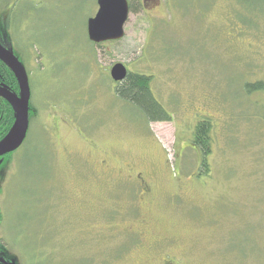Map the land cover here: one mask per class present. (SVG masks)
<instances>
[{
    "label": "rangeland",
    "instance_id": "374dc122",
    "mask_svg": "<svg viewBox=\"0 0 264 264\" xmlns=\"http://www.w3.org/2000/svg\"><path fill=\"white\" fill-rule=\"evenodd\" d=\"M133 6L124 36L96 43L98 0H0L16 26L0 27V44L20 56L32 99L27 136L0 165V256L264 264V0ZM116 62L151 76L170 120L148 122L114 94ZM201 119L208 172L193 142ZM143 219L146 238H160L151 248Z\"/></svg>",
    "mask_w": 264,
    "mask_h": 264
},
{
    "label": "water",
    "instance_id": "95a60500",
    "mask_svg": "<svg viewBox=\"0 0 264 264\" xmlns=\"http://www.w3.org/2000/svg\"><path fill=\"white\" fill-rule=\"evenodd\" d=\"M98 11L88 21V38L96 43L115 41L124 36V25L128 20L130 6L128 0H98ZM0 60L9 67L18 82L19 93L0 87V97L9 102L14 120L7 135L0 140V157L18 149L27 136L29 127V105L31 88L25 67L11 50L0 44ZM109 74L114 82H120L127 76V69L116 62Z\"/></svg>",
    "mask_w": 264,
    "mask_h": 264
},
{
    "label": "trees",
    "instance_id": "16d2710c",
    "mask_svg": "<svg viewBox=\"0 0 264 264\" xmlns=\"http://www.w3.org/2000/svg\"><path fill=\"white\" fill-rule=\"evenodd\" d=\"M7 1V0H5ZM136 0H128V4L130 6V11L135 8L133 6ZM10 1L5 3L7 5ZM4 4H1L3 7ZM1 11V10H0ZM0 12V27L6 28L9 30L15 29V23L11 17V13L6 15V18L3 17V13ZM12 21V22H11ZM90 40V39H89ZM91 41V40H90ZM17 55V52L15 54ZM20 60V56H18ZM127 76L120 82H117L114 87V94L121 99L126 104H130L134 106L143 116H145L148 122L152 121H163L170 120V115L167 113L164 106L160 105V103L155 99L154 94L150 89V80L151 76L142 74V73H134L131 71L127 72ZM28 77V75H27ZM29 79V77H28ZM0 87L9 89L15 94L19 93L18 82L15 78L13 72L9 67L5 66V64L0 60ZM30 87V83H29ZM263 87L262 82H257L255 84L247 85V92L250 93L254 89H261ZM30 105H29V126L31 124L30 119L32 118V99L30 94ZM15 111H13L9 102L5 101L2 97H0V140L4 138L9 129L11 128L14 120ZM29 129V127H28ZM211 129V124L209 119H201L197 121L196 127L194 129V139L193 142L195 147L199 149L202 156V166H204V171L208 172V165L206 163V158L211 152L210 147V136L209 132ZM11 152L9 154L3 155L0 159L3 158L1 162V167L5 165L4 158H10ZM5 162V163H4ZM0 167V170L2 169ZM1 220V213H0Z\"/></svg>",
    "mask_w": 264,
    "mask_h": 264
},
{
    "label": "flooded vegetation",
    "instance_id": "af4514ba",
    "mask_svg": "<svg viewBox=\"0 0 264 264\" xmlns=\"http://www.w3.org/2000/svg\"><path fill=\"white\" fill-rule=\"evenodd\" d=\"M120 180H124V177L121 178ZM135 180H137L141 184V185H139L141 193L144 194V193L149 191V189L147 187H145V186L143 187V183H142V180L140 178V175H136ZM141 222H142L141 225L146 228L145 229L142 227L139 231H137L141 235V237H140L141 238V247L147 246L148 248H151L156 243H158L160 238L148 240L146 238V236L148 235L147 221L143 219ZM5 257L6 256H0V259H2L0 264H9L8 262H10V261H8ZM159 264H183V260H180V259L176 258L175 256H173V257L169 256L168 257L167 255H165V256H163V258H161Z\"/></svg>",
    "mask_w": 264,
    "mask_h": 264
}]
</instances>
